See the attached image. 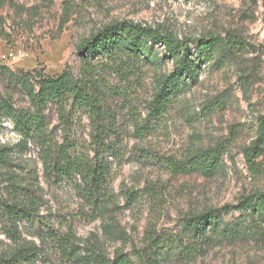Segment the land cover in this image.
<instances>
[{
  "label": "rangeland",
  "instance_id": "1",
  "mask_svg": "<svg viewBox=\"0 0 264 264\" xmlns=\"http://www.w3.org/2000/svg\"><path fill=\"white\" fill-rule=\"evenodd\" d=\"M121 20L151 24L191 40L233 34L240 44L216 53L197 82L142 135L135 130V117L139 123L145 117L156 76L169 73L171 61L151 65L138 60L123 74L95 68L114 115L113 148L106 154V184L114 198L95 218L77 188L81 182L51 183L32 134L21 132L9 117L0 118L1 188L6 172L27 183L37 179L41 186L42 218L21 220V239L45 250L36 264H84L63 258L55 246L58 232L69 225L78 237L70 245L74 254L92 241L108 257L120 250L140 264L134 248L154 231L174 239L163 264H264V235L241 212L222 215L216 232L204 238H194L183 227L186 215L235 204L247 193L264 190V149L253 169L244 155L264 121V0H0V102L9 99L16 108L34 111L21 81L64 70L80 75L84 63L78 44ZM149 47L162 58V47ZM42 113L62 141L66 132L56 106L48 103ZM90 132L85 115L75 121L73 116L69 135H75L78 146L86 143L88 151ZM210 150L221 153L211 174L175 172L166 162L167 157L185 160ZM226 229L233 235L222 236ZM15 244L0 222V252Z\"/></svg>",
  "mask_w": 264,
  "mask_h": 264
},
{
  "label": "trees",
  "instance_id": "2",
  "mask_svg": "<svg viewBox=\"0 0 264 264\" xmlns=\"http://www.w3.org/2000/svg\"><path fill=\"white\" fill-rule=\"evenodd\" d=\"M148 43L162 47V58L155 56ZM237 44L240 42L233 34L203 35L191 40L151 24L116 21L78 44L84 63L80 75L74 76L64 70L56 76L42 75L33 81L22 80L34 111L16 108L7 99L0 102V118L9 117L21 132L32 134L40 150L43 172L51 183L55 185L69 179L81 182L77 188L83 194L84 202L90 206L91 217L95 218L114 198L106 184L110 171L106 154L113 148L114 115L104 99L102 79L95 74V68H108L123 74V69L131 67L138 60L151 65L163 60L171 61L172 70L156 76L153 94L145 107V117L140 123L135 117V130L142 135L152 128L151 123L168 112L181 92L197 82L201 70L216 53L231 52L232 46ZM48 103L56 106L59 124L66 132L62 141L55 138L54 130L42 113ZM82 115L86 116L91 127L87 143L89 151L86 143L78 146L75 135H69L73 116L75 121ZM263 149L264 121H261L257 137L244 152L250 169L255 167V157L261 155ZM3 152L0 149V160L3 159ZM220 158V152L210 150L199 157L192 156L185 160L167 157L166 162L175 172L202 170L211 174L218 168ZM0 177L4 178V173L0 172ZM8 188V196H5L4 189ZM40 189L37 179L27 183L14 172H6V186L1 188L0 184V222L4 234L16 244L10 251L0 252V264H36L40 255L43 256L45 250L33 241L21 239L19 228L21 220H41ZM233 211L250 218L256 232L264 235V190L247 193L235 204H224L218 209L186 215L184 230L194 238H204L208 233L216 232L222 215ZM223 233L224 237L233 235L227 229ZM77 238L70 225L65 232H58L55 246L63 258L84 264H135L129 253L117 250L112 257H108L92 241L81 249L82 253L74 254L76 249L72 251L70 245ZM173 241L166 233L148 231L142 245L134 248V255L140 264H163L166 248Z\"/></svg>",
  "mask_w": 264,
  "mask_h": 264
},
{
  "label": "built area",
  "instance_id": "3",
  "mask_svg": "<svg viewBox=\"0 0 264 264\" xmlns=\"http://www.w3.org/2000/svg\"><path fill=\"white\" fill-rule=\"evenodd\" d=\"M6 57V56H5Z\"/></svg>",
  "mask_w": 264,
  "mask_h": 264
}]
</instances>
